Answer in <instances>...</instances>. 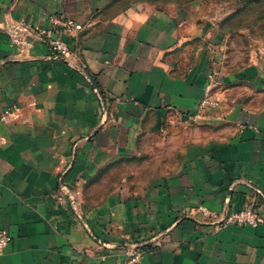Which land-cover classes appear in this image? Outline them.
<instances>
[{
    "label": "crops",
    "instance_id": "crops-1",
    "mask_svg": "<svg viewBox=\"0 0 264 264\" xmlns=\"http://www.w3.org/2000/svg\"><path fill=\"white\" fill-rule=\"evenodd\" d=\"M55 15L83 25L65 60L36 34ZM207 95L221 107L193 121ZM11 106L0 264H264V224L195 212H264V44L207 5L0 0V117Z\"/></svg>",
    "mask_w": 264,
    "mask_h": 264
},
{
    "label": "built area",
    "instance_id": "built-area-1",
    "mask_svg": "<svg viewBox=\"0 0 264 264\" xmlns=\"http://www.w3.org/2000/svg\"><path fill=\"white\" fill-rule=\"evenodd\" d=\"M53 28L48 30H39L37 35L39 39L45 44L49 53L53 58L67 59L71 50L67 43L65 35L68 33H74L83 29V25L77 23L65 16L55 15L52 17ZM29 31L26 27L23 28ZM30 32H32L30 30ZM14 44L22 45L23 47L31 48L33 43L29 42L26 38L15 35L12 39ZM222 103L219 99L214 98L211 95H207L201 99L198 104L197 112L191 116L193 121H201L205 118V113L208 109L217 110L221 107ZM21 109L18 106L6 107L0 117L1 122L8 121L10 118L20 115ZM71 206L78 214L83 225L91 232L84 218L80 215V211L74 196L70 197ZM195 212L200 214L204 220L214 225L217 228H221L228 225L238 226H258L264 224V212L260 209L259 205L254 204L246 205L240 209H227L221 213H218L207 206L200 204L195 209ZM92 233V232H91ZM10 241V236L6 233H0V254ZM142 252L140 250H133L130 253V262L136 261L140 258Z\"/></svg>",
    "mask_w": 264,
    "mask_h": 264
},
{
    "label": "rangeland",
    "instance_id": "rangeland-1",
    "mask_svg": "<svg viewBox=\"0 0 264 264\" xmlns=\"http://www.w3.org/2000/svg\"><path fill=\"white\" fill-rule=\"evenodd\" d=\"M153 7L178 3H202L211 10V18L227 32L242 34L264 44V0H141Z\"/></svg>",
    "mask_w": 264,
    "mask_h": 264
}]
</instances>
